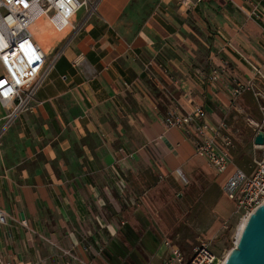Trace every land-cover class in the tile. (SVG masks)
Returning <instances> with one entry per match:
<instances>
[{
	"label": "crops",
	"instance_id": "crops-1",
	"mask_svg": "<svg viewBox=\"0 0 264 264\" xmlns=\"http://www.w3.org/2000/svg\"><path fill=\"white\" fill-rule=\"evenodd\" d=\"M135 7L139 0H98L66 45L71 29L58 32L41 19L36 35L33 26L54 63L30 108L0 137V209L7 215L0 264H168L167 238L148 216L147 195L199 173L209 182L210 171L226 196L228 174L246 171L234 143L228 172L216 175L194 152L193 126L165 128L170 100L163 88L184 109L202 105L212 123H226L223 132L232 134L237 122L245 128V116L252 128L259 103L251 90H233L264 84L251 68L264 62L262 24L248 17L257 8L264 20V0H153L142 25L127 14ZM84 16L77 12L74 24ZM153 58L168 70L154 66L156 83L144 70ZM214 68L219 79L210 82ZM6 112L0 105V126Z\"/></svg>",
	"mask_w": 264,
	"mask_h": 264
},
{
	"label": "built area",
	"instance_id": "built-area-1",
	"mask_svg": "<svg viewBox=\"0 0 264 264\" xmlns=\"http://www.w3.org/2000/svg\"><path fill=\"white\" fill-rule=\"evenodd\" d=\"M97 1L0 0V105L8 111L0 128V137L20 112L30 108L36 91L44 83L54 63V60L47 63L46 51L34 39L35 23L45 19L58 32L65 28L71 29L72 34L66 45L95 12ZM81 8L85 11L84 20L75 25L73 19ZM248 17L262 24L264 35V20L258 9H251ZM62 49L56 53L55 58L62 53ZM133 54L135 58H138V54L135 52ZM154 66L163 73L168 70L162 63L156 62L155 58L146 61L144 70L148 78L156 83ZM251 68L254 74L264 82V62L259 65L252 63ZM208 78L210 82L217 81L218 70L212 69ZM244 89L251 90L259 103V109L263 113L262 120L260 123L253 122V125L264 134V105L259 102L260 99L264 101V92L255 87L254 82H247L239 84L233 90V95H240ZM163 90L170 100L169 108L162 118L164 127L193 126L197 137L194 149L197 157L200 156L207 161V165L216 175L226 174L231 164L230 150L234 143L232 134L223 132L226 130V123L223 121L212 123L202 105L196 104L184 109L171 91L165 88ZM253 147L262 151L261 157L254 159L256 164L253 171L247 173L240 167H234L223 184L226 196L233 201L236 209L242 212L243 217L248 216L256 207L264 203V143L253 144ZM119 174H116V185L121 190L124 183ZM6 217L5 212L0 209V223H5ZM13 220L28 228L24 218L15 217ZM164 245L170 248L168 264H219L221 261L220 257L203 241L193 248L194 251L186 261H183L182 252L177 245L171 244L167 239H164Z\"/></svg>",
	"mask_w": 264,
	"mask_h": 264
},
{
	"label": "rangeland",
	"instance_id": "rangeland-1",
	"mask_svg": "<svg viewBox=\"0 0 264 264\" xmlns=\"http://www.w3.org/2000/svg\"><path fill=\"white\" fill-rule=\"evenodd\" d=\"M152 2L153 0H139V9L136 7L134 9L129 8L127 14H129L136 24L142 25L146 19L145 14H148L150 11L149 6ZM133 11L135 12L133 13ZM83 12L84 8H81L78 14L81 15ZM42 26V22L39 23L37 21L35 23L34 31L36 35L42 33ZM43 35L40 40H44V43H46L45 36ZM51 36L52 39L60 43L57 40V33H51ZM254 84L255 87L264 92V84ZM239 99L238 102L242 100ZM259 102L261 105H264L263 99H260ZM256 110L258 113L254 115H260V120L258 121L260 123L262 111L259 109V106L256 107ZM7 113L8 111L2 118V125ZM242 114L245 116L244 112ZM244 118L242 121L245 124V128H242L241 124L237 122L234 134L231 133L235 147H238L237 158L238 160L243 159L246 171L251 173L256 164L254 163V159H259L262 151L254 148L250 142L252 135L255 134L254 129H257V127L254 125L252 126L253 129L248 127L247 121ZM208 172L210 171H206L211 176L209 182L202 173L195 175L191 180L187 181L180 176V179H182L180 187L168 190L165 187L168 183H163V187H157L154 193L148 194L146 197V203L149 206V209H147L148 216L150 218L153 217V220L156 222L153 226L161 230L170 242L175 243L179 247L183 255V261L189 258L194 251L193 248L200 241L208 244L209 248L220 259L224 260L229 250L234 246L237 238H239L238 227L243 220V214L224 195L221 187L214 185L212 181L214 176ZM203 194L204 196H202ZM221 197L224 199L222 198L221 200Z\"/></svg>",
	"mask_w": 264,
	"mask_h": 264
},
{
	"label": "water",
	"instance_id": "water-1",
	"mask_svg": "<svg viewBox=\"0 0 264 264\" xmlns=\"http://www.w3.org/2000/svg\"><path fill=\"white\" fill-rule=\"evenodd\" d=\"M257 133L254 144L262 145L264 134ZM222 264H264V203L248 214L239 238Z\"/></svg>",
	"mask_w": 264,
	"mask_h": 264
},
{
	"label": "bare ground",
	"instance_id": "bare-ground-1",
	"mask_svg": "<svg viewBox=\"0 0 264 264\" xmlns=\"http://www.w3.org/2000/svg\"><path fill=\"white\" fill-rule=\"evenodd\" d=\"M247 216V215H246ZM246 216H244L243 217V220H242V222H241V224H239V227H238V237H239V235H240V232H241V229H242V227H243V225H244V223H245V221H246ZM238 239V238H237ZM237 241V240H236ZM226 257V256H225ZM223 263V260L221 259V261H220V263L219 264H222Z\"/></svg>",
	"mask_w": 264,
	"mask_h": 264
}]
</instances>
